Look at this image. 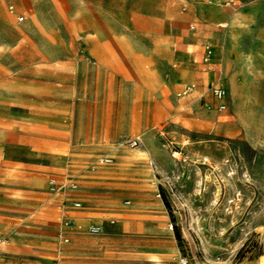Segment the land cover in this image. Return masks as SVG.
Masks as SVG:
<instances>
[{
  "label": "rangeland",
  "instance_id": "1",
  "mask_svg": "<svg viewBox=\"0 0 264 264\" xmlns=\"http://www.w3.org/2000/svg\"><path fill=\"white\" fill-rule=\"evenodd\" d=\"M229 1L0 0V264H264V29Z\"/></svg>",
  "mask_w": 264,
  "mask_h": 264
},
{
  "label": "crops",
  "instance_id": "2",
  "mask_svg": "<svg viewBox=\"0 0 264 264\" xmlns=\"http://www.w3.org/2000/svg\"><path fill=\"white\" fill-rule=\"evenodd\" d=\"M244 8H245L244 9L245 15L247 16L248 22H251L253 26H259L258 28L264 29V0H256L252 3L247 4V6H245ZM240 12L241 13H240L239 17L241 19L243 13H242V11H240ZM236 14H238V13H234V15H232V16L227 15V18L229 19L231 16V20H232ZM259 48H261V47H259ZM45 205H47V204H45ZM96 226H99V225H96ZM143 231H145V230H143Z\"/></svg>",
  "mask_w": 264,
  "mask_h": 264
},
{
  "label": "built area",
  "instance_id": "3",
  "mask_svg": "<svg viewBox=\"0 0 264 264\" xmlns=\"http://www.w3.org/2000/svg\"><path fill=\"white\" fill-rule=\"evenodd\" d=\"M236 1H237V0H230L229 2L234 4ZM193 26H194V25H192V27H193ZM208 50H209V53H211L209 47H208ZM213 91H214L215 95H216L217 97H219V98H222V97L225 95V90H224L223 88H221V87H214V90H213ZM223 107H224V106H222V108H223ZM135 143H136V141H135ZM102 162L105 163V164H109V163L112 162V159L109 158V157H105L104 159H102ZM51 184H52V188H53L54 190H57V189H58V186H57V184L55 183L54 180L51 181ZM72 186H75V185L72 184ZM77 205H80V203H77ZM100 230H101V228H100L99 226H94V227L92 228V231L95 232V233L100 232Z\"/></svg>",
  "mask_w": 264,
  "mask_h": 264
},
{
  "label": "bare ground",
  "instance_id": "4",
  "mask_svg": "<svg viewBox=\"0 0 264 264\" xmlns=\"http://www.w3.org/2000/svg\"><path fill=\"white\" fill-rule=\"evenodd\" d=\"M190 87H194V85L190 86Z\"/></svg>",
  "mask_w": 264,
  "mask_h": 264
}]
</instances>
